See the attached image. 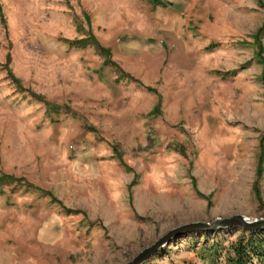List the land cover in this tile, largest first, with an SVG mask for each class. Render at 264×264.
<instances>
[{"label":"rangeland","instance_id":"obj_1","mask_svg":"<svg viewBox=\"0 0 264 264\" xmlns=\"http://www.w3.org/2000/svg\"><path fill=\"white\" fill-rule=\"evenodd\" d=\"M161 1L0 0V174L24 180L0 187V264H126L264 219V0ZM90 35L124 78L70 43ZM243 231L142 264H227Z\"/></svg>","mask_w":264,"mask_h":264},{"label":"trees","instance_id":"obj_2","mask_svg":"<svg viewBox=\"0 0 264 264\" xmlns=\"http://www.w3.org/2000/svg\"><path fill=\"white\" fill-rule=\"evenodd\" d=\"M151 3L157 6L165 7L167 6L166 3H164L161 0H150ZM264 25L258 30L255 38L258 43L259 48H261V41L259 40V37L261 34H264ZM73 46H86L91 45L94 47V49L104 58V66H108L110 68H116V73L118 74V78H124L122 71L117 68L116 64L113 63L110 59V51L107 48H104L100 46V44L95 40V38L90 35L84 39L70 42ZM260 52L257 54L258 60L262 65V71H261V82L264 85V58L261 57ZM52 111V110H51ZM264 141V135L262 138ZM260 146H264L260 145ZM260 162H262V156H260ZM23 184L24 180L15 178L11 175H5L0 174V187L3 185H11V184ZM28 189L33 188L31 185H26ZM254 191L256 195L258 194L257 187L254 188ZM49 194V193H48ZM258 196V195H257ZM258 201H260V198L257 197ZM242 238L238 239L235 243L231 244V251L230 254L226 257V263L227 264H254L257 262L258 264H264V230H259L256 232H250L248 230L243 231ZM214 243H207L205 247V252L209 253L210 255L215 256L216 255V249L217 246H214Z\"/></svg>","mask_w":264,"mask_h":264},{"label":"water","instance_id":"obj_3","mask_svg":"<svg viewBox=\"0 0 264 264\" xmlns=\"http://www.w3.org/2000/svg\"><path fill=\"white\" fill-rule=\"evenodd\" d=\"M228 227H239L248 230L250 232H256L264 229V219L249 220L241 215H234L229 218L218 220L213 224L190 223V224L182 225L168 231L165 235H163L158 240H156L151 246L139 252L131 261H129L126 264H142L148 258L156 254L159 251V249L163 248L172 239H175L183 235L184 233L195 230H212V229L228 228Z\"/></svg>","mask_w":264,"mask_h":264}]
</instances>
